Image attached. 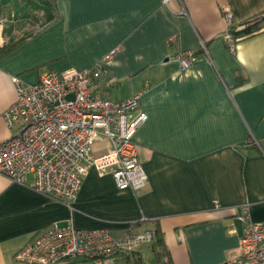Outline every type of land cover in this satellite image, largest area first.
Segmentation results:
<instances>
[{
  "label": "crops",
  "instance_id": "1",
  "mask_svg": "<svg viewBox=\"0 0 264 264\" xmlns=\"http://www.w3.org/2000/svg\"><path fill=\"white\" fill-rule=\"evenodd\" d=\"M29 1L0 0V143L16 133L2 117L16 98L13 78L33 84L47 70L101 63L94 95L138 96L146 114L134 141L147 185L118 190L91 167L70 208L35 192L31 175L24 184L0 175V264H24L15 253L67 221L115 237L131 222V231L152 230L158 264H231L246 224L264 225V18L237 35L264 16V0H38L36 13ZM181 51L197 55L187 69L175 61ZM100 142L96 156L109 146Z\"/></svg>",
  "mask_w": 264,
  "mask_h": 264
},
{
  "label": "built area",
  "instance_id": "2",
  "mask_svg": "<svg viewBox=\"0 0 264 264\" xmlns=\"http://www.w3.org/2000/svg\"><path fill=\"white\" fill-rule=\"evenodd\" d=\"M224 19L223 38L233 52L236 39L230 34L232 19L227 10ZM196 58L194 52L181 51L175 61L187 69ZM103 73L99 63L83 71L47 70L33 84L13 78L16 98L2 117L16 133L0 143V175L15 184H24L25 177L31 175L35 192L70 208L91 167L101 175L110 174L118 190L143 189L147 177L139 163L134 136L146 121V114L139 107L138 96L122 101L97 98L93 87ZM97 141L109 145L98 156L93 152ZM135 225L131 222L127 233L115 237L106 229H77L71 221L62 226L52 223L17 251L14 259L24 264H117L132 257L140 244L154 239L152 230L131 231ZM231 264H264L262 223L246 224L238 255Z\"/></svg>",
  "mask_w": 264,
  "mask_h": 264
},
{
  "label": "rangeland",
  "instance_id": "3",
  "mask_svg": "<svg viewBox=\"0 0 264 264\" xmlns=\"http://www.w3.org/2000/svg\"><path fill=\"white\" fill-rule=\"evenodd\" d=\"M29 2L31 4L32 8H33L32 3L34 5L36 4V5L41 6L40 3L38 4V0H30ZM33 10L35 11V13L38 11V9H36V8H33ZM43 10H41V11H43ZM45 11L49 12V10H46V8H45ZM224 21H225V19H224ZM97 98H98V96H97ZM96 143L101 145L100 141L95 142L94 145ZM140 250H141V259L138 262L135 261L134 258L129 257L130 258L128 260L129 263H126L125 261L124 262L119 261V262H117V264H158L157 259H156V255L152 251L151 243H142L140 245Z\"/></svg>",
  "mask_w": 264,
  "mask_h": 264
},
{
  "label": "trees",
  "instance_id": "4",
  "mask_svg": "<svg viewBox=\"0 0 264 264\" xmlns=\"http://www.w3.org/2000/svg\"><path fill=\"white\" fill-rule=\"evenodd\" d=\"M45 8H46V10H49L50 11L51 6L49 4H45ZM46 17H47L46 18L47 21L50 20V18H51L50 14H48ZM262 18H264V16H261V17L255 19V20L251 21L249 24L246 25V27L244 29H241V30L237 31L238 38L239 37H244L246 35H249V34L255 32L257 30V28L256 27H253L251 25L253 23L259 21ZM13 47H14V45H9V46L3 47L1 54L6 53L7 51L11 50ZM154 235H155V241L152 243V249H153V251H155L156 248L160 247L161 244H162V240L160 239V237L157 236L156 233ZM156 255L159 256L160 254L157 253ZM132 258H134V260L137 261V262L140 260L138 257H136L135 253L132 255Z\"/></svg>",
  "mask_w": 264,
  "mask_h": 264
}]
</instances>
